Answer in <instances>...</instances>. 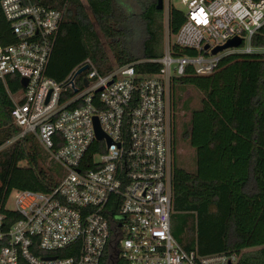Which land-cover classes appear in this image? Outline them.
<instances>
[{
  "label": "built area",
  "instance_id": "obj_1",
  "mask_svg": "<svg viewBox=\"0 0 264 264\" xmlns=\"http://www.w3.org/2000/svg\"><path fill=\"white\" fill-rule=\"evenodd\" d=\"M182 5L185 23L174 42L169 39L165 56L150 61L162 65L158 75L139 78L134 65L102 75L88 59L57 82L47 70L64 12L33 0L2 1L16 42L0 43V82L14 104L17 139L34 136L63 172L52 193L12 192L15 208L6 209L21 219L6 231L0 214V264L238 263L235 253L187 250L173 235L169 90L189 68L208 76L228 56L264 54V48L252 46L264 27V0H182ZM233 39L241 46L213 55ZM174 46L198 55L175 56ZM84 66L88 69L76 76ZM10 77H18L19 92L9 87ZM76 243L77 258L53 255Z\"/></svg>",
  "mask_w": 264,
  "mask_h": 264
},
{
  "label": "trees",
  "instance_id": "obj_2",
  "mask_svg": "<svg viewBox=\"0 0 264 264\" xmlns=\"http://www.w3.org/2000/svg\"><path fill=\"white\" fill-rule=\"evenodd\" d=\"M2 1L0 43L9 45L16 38ZM33 1L65 14L47 70V76L57 82H63L88 59L102 75L127 65H134L139 78L161 72V64L150 62L165 56L157 49L165 35V9H157V0H143L148 40L142 58L124 55L121 50L119 39L134 25L127 14H116L113 0H86L87 4L83 0ZM184 23V12L172 6L171 35ZM99 32L109 42L115 66ZM252 46L264 48V27L253 37ZM174 55L194 57L198 52L174 46ZM17 80L8 79L13 92L21 90ZM172 83L174 89L190 86L202 95L201 105L192 111L183 134L195 151V170L174 164V237L187 250L198 249L204 255L235 253L237 264H264V54L228 56L208 76H198L189 68ZM13 107L7 87L0 82V148L10 143L0 151V214L5 216L6 231L21 219L20 214L6 209L12 192L52 193L60 182L57 176L62 174V168L46 169L53 161L34 136L17 139L21 129L12 118ZM79 254L78 243L53 252L60 258H77Z\"/></svg>",
  "mask_w": 264,
  "mask_h": 264
},
{
  "label": "rangeland",
  "instance_id": "obj_3",
  "mask_svg": "<svg viewBox=\"0 0 264 264\" xmlns=\"http://www.w3.org/2000/svg\"><path fill=\"white\" fill-rule=\"evenodd\" d=\"M118 6L116 10L117 15L127 14L132 18V23L134 25L133 29H122L125 31V36L120 38L122 40L121 50L125 51L124 55H130L136 58H142L146 52V41L148 40V34L146 32V24L142 20V13L144 12L143 0H114ZM165 1V13H164V25H165V35L163 40L157 46L159 51L166 52L168 41L172 38L169 30V12L172 6L176 9L186 12V7L182 5V0H164ZM84 4L86 0H83ZM121 12V13H120ZM91 20L96 23L95 18L89 11ZM100 33V38L102 40L103 48L109 54L113 65L115 66V60L113 59V54L109 46L108 40ZM174 42V38L171 40ZM170 96V108L172 117V128H173V164L177 166L186 168L190 171L195 170L196 165V154L195 151L189 146L188 142L184 139V132L188 129V124L190 121L191 113L194 109H198L201 105L202 95L201 93L193 87H177L173 88V83L169 90ZM16 97H19L17 95ZM176 128V135L174 130ZM10 145L7 144V148ZM175 166V165H174ZM53 168L61 167L53 162L46 164V169L51 171ZM63 172V171H62ZM58 179L61 175L57 176ZM9 209L15 208V193H12L6 205Z\"/></svg>",
  "mask_w": 264,
  "mask_h": 264
},
{
  "label": "water",
  "instance_id": "obj_4",
  "mask_svg": "<svg viewBox=\"0 0 264 264\" xmlns=\"http://www.w3.org/2000/svg\"><path fill=\"white\" fill-rule=\"evenodd\" d=\"M157 9L158 10H164L165 9V1L164 0H157ZM242 44V41L240 39H233L231 41H229L225 46H221L216 48L213 51V55H217L218 53L229 49V48H237L240 47ZM206 49H208V47H206ZM88 69V66H84L82 68H80L77 72H76V76H79L81 74H83L86 70ZM22 84L24 87L27 86V80L23 79L22 80ZM95 130H96V135H97V139L98 140H102L105 138V134L103 133L100 123L97 120V118L95 119ZM110 142V141H109ZM57 257H48L46 258L47 260H56Z\"/></svg>",
  "mask_w": 264,
  "mask_h": 264
},
{
  "label": "crops",
  "instance_id": "obj_5",
  "mask_svg": "<svg viewBox=\"0 0 264 264\" xmlns=\"http://www.w3.org/2000/svg\"><path fill=\"white\" fill-rule=\"evenodd\" d=\"M113 4H114V10H116L118 6L116 5L117 3H115L114 0H113ZM91 14H92V13H91ZM4 147H6V145L3 146L2 148H0V151H2Z\"/></svg>",
  "mask_w": 264,
  "mask_h": 264
}]
</instances>
